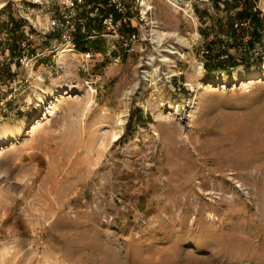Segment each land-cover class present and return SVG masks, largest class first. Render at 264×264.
<instances>
[{
    "label": "rangeland",
    "instance_id": "obj_1",
    "mask_svg": "<svg viewBox=\"0 0 264 264\" xmlns=\"http://www.w3.org/2000/svg\"><path fill=\"white\" fill-rule=\"evenodd\" d=\"M169 1L0 0V264H264V0Z\"/></svg>",
    "mask_w": 264,
    "mask_h": 264
},
{
    "label": "built area",
    "instance_id": "obj_2",
    "mask_svg": "<svg viewBox=\"0 0 264 264\" xmlns=\"http://www.w3.org/2000/svg\"><path fill=\"white\" fill-rule=\"evenodd\" d=\"M110 5L113 6L116 12L122 13L126 11V5L124 4V0H110ZM94 5L96 4V0H63V5L67 9H75L83 7L85 8L87 5ZM128 17H123L122 21L124 23H128ZM87 20V19H86ZM62 19L54 17L51 21V26H59ZM85 20L83 18H78L76 20L72 19L71 16H64L63 23L64 26V33L63 37L67 44L73 45L75 47L76 43V34L80 28V26L85 24ZM106 28L110 31L116 32V27L119 26L118 23L115 21L114 14L106 15L103 20ZM0 58L3 59L4 55L0 53Z\"/></svg>",
    "mask_w": 264,
    "mask_h": 264
},
{
    "label": "trees",
    "instance_id": "obj_3",
    "mask_svg": "<svg viewBox=\"0 0 264 264\" xmlns=\"http://www.w3.org/2000/svg\"><path fill=\"white\" fill-rule=\"evenodd\" d=\"M108 3H109L108 0H97L96 5L99 7L98 9H99L100 13L103 15V17L108 15L109 12H111L114 14V17L116 18V20H119V14L115 11L114 7H109V9H107ZM237 16L242 21L249 20L253 23H257L260 20L259 12L253 11V9L249 8L248 6L244 10L238 11ZM96 23L97 24L95 25L94 29L101 31L102 30V19ZM133 30L134 29L131 26H127L124 28V31L129 33V34ZM89 36H90V34H88L87 29H86V33H80L79 36L77 37L76 48L83 51V52L86 51V48H88V47H86L85 41L87 40V38ZM97 42L98 41L95 40L92 42V44H95Z\"/></svg>",
    "mask_w": 264,
    "mask_h": 264
},
{
    "label": "bare ground",
    "instance_id": "obj_4",
    "mask_svg": "<svg viewBox=\"0 0 264 264\" xmlns=\"http://www.w3.org/2000/svg\"><path fill=\"white\" fill-rule=\"evenodd\" d=\"M37 2H41V0H36ZM175 8H177V9H182L181 7H180V5L176 2V1H174V0H171V1H169ZM142 5H147V2H146V0H143V2H142ZM4 6V4H1L0 5V9L2 8ZM149 8H151V7H149ZM153 23H155V22H153ZM155 30V29H154ZM156 31V33H157V35H156V37L154 38L155 39V41L159 44V45H161L162 46V42H163V39H164V36L166 35V33L164 32H162V31H159V30H155ZM174 35V34H173ZM70 51H73V49H63V50H61L60 51V54H61V57L63 58L66 54H67V52H70ZM163 51H165V52H167L168 54H164L163 55V59H162V61H165L166 62V64H168L170 61H171V58L169 57V54H174V53H176V52H174L172 49H166V48H164L163 49ZM152 71H156V68H153V70ZM91 91H93V88H91ZM57 108V104H55V105H52L51 104V106H50V112L52 113V114H54L55 113V109Z\"/></svg>",
    "mask_w": 264,
    "mask_h": 264
}]
</instances>
